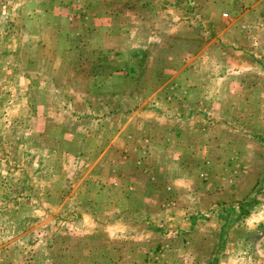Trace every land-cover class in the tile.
<instances>
[{
  "label": "rangeland",
  "instance_id": "rangeland-1",
  "mask_svg": "<svg viewBox=\"0 0 264 264\" xmlns=\"http://www.w3.org/2000/svg\"><path fill=\"white\" fill-rule=\"evenodd\" d=\"M109 2L0 0V264H264V0Z\"/></svg>",
  "mask_w": 264,
  "mask_h": 264
},
{
  "label": "crops",
  "instance_id": "crops-1",
  "mask_svg": "<svg viewBox=\"0 0 264 264\" xmlns=\"http://www.w3.org/2000/svg\"><path fill=\"white\" fill-rule=\"evenodd\" d=\"M63 1H66V3L73 2L72 6H68L67 8L64 9L65 21L68 22V20H71V19L74 20L76 17L79 16V18L82 20V26L85 27L84 30L86 31V36L89 35V36L93 37L94 35H97V34L102 35L104 33H101V31L106 28V25L108 27H114L115 26L114 22H111V23L108 22L105 24H103V22H102L105 19H113L116 17V16H114L115 10H113V7H111V8L109 7L110 9H108V7L106 8L105 4L110 3L109 0H79L82 3H85V5H79L78 7H76L77 6L76 4L78 2H76L75 0H63ZM123 1L128 2V3L136 2V0H123ZM95 4H98V8L96 10H93L92 8L95 7ZM90 10H93V12H90ZM78 11H79V14H78ZM116 23H118V22H116ZM242 28L244 30L251 29L248 25H246ZM256 28H257V26H256ZM93 30H96V33L92 34L91 31H93ZM210 83H212V84L213 83L214 84L221 83V84L226 85L228 82H227V80H225V78L219 77L218 80H216V82H215V80H212V81L210 80ZM183 95H186V91H183ZM215 96H216L215 94L209 95V97H215ZM226 96L227 95L224 94L222 96V98H225ZM259 97H264V95L261 94V95H259ZM230 157H232V156H230ZM208 164H209V162H208ZM205 169L207 170L208 167H205ZM235 173H236V171H235ZM206 177H207V174H206ZM225 178L226 177H224V179ZM229 180L232 181V179H229ZM175 186H177V185L174 184V187ZM189 203H191V205L197 206L196 203L194 204L193 199ZM227 207L230 208L231 206H227ZM209 209H211V208H209ZM214 211L217 214V210L214 209ZM225 214H227L229 217H231L234 213L232 214V213L225 212ZM193 219H194V215L192 214L191 219H190L192 221V225L197 226V224L195 223L196 221H193ZM162 245H163V247L167 246V248L165 250L167 255H168V253L176 255L177 257L181 258L183 261L189 260L191 257H194V255H193L194 251L188 250V252H187L182 247H179V245L176 244V242H174V241L166 239V240H164ZM169 246L172 248L173 252H174L175 247L176 246H178V247L176 248V251L174 253H172V251L169 249ZM181 264H185V263L182 262Z\"/></svg>",
  "mask_w": 264,
  "mask_h": 264
},
{
  "label": "trees",
  "instance_id": "trees-1",
  "mask_svg": "<svg viewBox=\"0 0 264 264\" xmlns=\"http://www.w3.org/2000/svg\"><path fill=\"white\" fill-rule=\"evenodd\" d=\"M228 209H229V210H228ZM234 211H235V210H232L231 207H230V208H227V210H226V212H228V213H232V214L234 213Z\"/></svg>",
  "mask_w": 264,
  "mask_h": 264
},
{
  "label": "built area",
  "instance_id": "built-area-1",
  "mask_svg": "<svg viewBox=\"0 0 264 264\" xmlns=\"http://www.w3.org/2000/svg\"><path fill=\"white\" fill-rule=\"evenodd\" d=\"M224 15H226V14H224Z\"/></svg>",
  "mask_w": 264,
  "mask_h": 264
}]
</instances>
